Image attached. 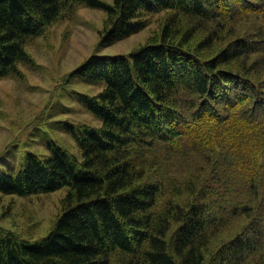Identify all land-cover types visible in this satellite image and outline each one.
I'll use <instances>...</instances> for the list:
<instances>
[{
	"label": "trees",
	"instance_id": "16d2710c",
	"mask_svg": "<svg viewBox=\"0 0 264 264\" xmlns=\"http://www.w3.org/2000/svg\"><path fill=\"white\" fill-rule=\"evenodd\" d=\"M76 6L105 13L104 45L166 17L129 54L72 72L103 85L84 98L100 125L70 128L80 158L55 147L27 154L15 175L0 170L2 195L67 191L44 237L0 234V264H264V0H0V79Z\"/></svg>",
	"mask_w": 264,
	"mask_h": 264
},
{
	"label": "rangeland",
	"instance_id": "374dc122",
	"mask_svg": "<svg viewBox=\"0 0 264 264\" xmlns=\"http://www.w3.org/2000/svg\"><path fill=\"white\" fill-rule=\"evenodd\" d=\"M165 17V13L148 15L143 30L104 45L100 42L105 13L97 8L76 6L65 11L40 36L26 40L23 46L26 59L17 63L13 75L0 79V170L15 175L27 154L43 160L52 155L55 147L80 158L70 128L79 124L100 125L87 109L84 98L97 95L103 85L85 81L72 72L92 55H127L149 38L158 37ZM187 28L183 26L182 32ZM205 37L206 33L201 32L192 35L188 46L201 47ZM217 50L218 46L213 45L201 55L209 57ZM66 192V188H61L28 197L0 194V234L10 232L28 241L44 237L62 212ZM244 222L239 218L222 229L210 241L208 252L217 251Z\"/></svg>",
	"mask_w": 264,
	"mask_h": 264
},
{
	"label": "bare ground",
	"instance_id": "6f19581e",
	"mask_svg": "<svg viewBox=\"0 0 264 264\" xmlns=\"http://www.w3.org/2000/svg\"><path fill=\"white\" fill-rule=\"evenodd\" d=\"M103 34V33H102ZM188 111V110H187ZM194 113V112H193ZM192 114V113H191ZM192 117H194L193 115H191ZM206 116V115H205ZM188 117V116H187ZM200 117V116H199ZM208 117V116H207ZM190 119V118H189ZM197 119V118H196ZM202 121V120H201ZM206 122V121H205ZM172 123H174V122H172ZM196 123V122H195ZM207 123V122H206ZM200 124V123H199ZM203 124V123H202ZM199 126V125H198Z\"/></svg>",
	"mask_w": 264,
	"mask_h": 264
}]
</instances>
